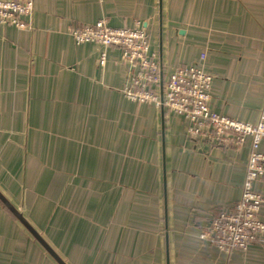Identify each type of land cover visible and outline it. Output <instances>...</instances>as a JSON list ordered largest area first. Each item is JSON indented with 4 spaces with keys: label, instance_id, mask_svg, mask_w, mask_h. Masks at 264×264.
Instances as JSON below:
<instances>
[{
    "label": "crops",
    "instance_id": "1",
    "mask_svg": "<svg viewBox=\"0 0 264 264\" xmlns=\"http://www.w3.org/2000/svg\"><path fill=\"white\" fill-rule=\"evenodd\" d=\"M33 1L31 31L0 25V193L65 264H264V241L229 257L199 240L240 201L251 140H192L185 118L126 98L118 48L101 68L70 34L143 22L163 84L207 53L210 110L256 125L264 0ZM0 264H57L1 202Z\"/></svg>",
    "mask_w": 264,
    "mask_h": 264
},
{
    "label": "built area",
    "instance_id": "2",
    "mask_svg": "<svg viewBox=\"0 0 264 264\" xmlns=\"http://www.w3.org/2000/svg\"><path fill=\"white\" fill-rule=\"evenodd\" d=\"M33 0H0V25L21 32L32 30ZM77 46L91 44L101 47L99 66L106 67L107 50L119 49L123 62L129 68L128 87L124 94L134 104H152L157 111L167 110L187 121L186 132L192 140L241 149L248 139L251 148L247 162L242 196L232 208L208 224L201 239L219 253L231 257L246 253L251 246L263 243L264 195L256 191L264 184V155L260 144L264 135L262 126L249 125L220 116L210 110L212 78L205 72L207 53L193 67L177 69L161 86V67L150 52V36L143 22L134 29H115L103 18L94 26L71 30Z\"/></svg>",
    "mask_w": 264,
    "mask_h": 264
},
{
    "label": "water",
    "instance_id": "3",
    "mask_svg": "<svg viewBox=\"0 0 264 264\" xmlns=\"http://www.w3.org/2000/svg\"><path fill=\"white\" fill-rule=\"evenodd\" d=\"M163 86V78L161 80ZM164 110H162L163 112ZM1 204L10 212V214L24 227V229L31 235V237L43 248L46 254L51 257L57 264H65L62 259L54 252V250L45 242V240L34 230L30 223L23 217V215L16 210L12 204L0 193Z\"/></svg>",
    "mask_w": 264,
    "mask_h": 264
},
{
    "label": "rangeland",
    "instance_id": "4",
    "mask_svg": "<svg viewBox=\"0 0 264 264\" xmlns=\"http://www.w3.org/2000/svg\"><path fill=\"white\" fill-rule=\"evenodd\" d=\"M173 73H174V72H173ZM173 73H172V74H173ZM172 74H171V75H172ZM158 112H159V111H158ZM160 112H161V111H160ZM172 114H173V113H172ZM245 124H249V125H253V126H255V125L252 124V123H245ZM259 126H262L263 129H264V114L262 115V118H259L258 122H256V130L259 128ZM263 140H264V135H263V138H262L261 143L263 142ZM260 145H261V144H260ZM263 155H264V154H263ZM80 189L82 190V188H79V190H80ZM77 194L80 195V196H84V195H85L83 191H81L80 194H79V192H78ZM77 194H75V195H77ZM69 205H70V204H69ZM232 207H233V206H232ZM232 207H230V208H232ZM230 208H228L227 210H229ZM227 210H225V211H227ZM223 212H224V211H223ZM216 219H217V218H216ZM214 220H215V219H214ZM214 220H213V221H214ZM263 222H264V221H263ZM210 223H211V222H210ZM210 223H209V224H210ZM206 227H208V226H205L204 229H205ZM203 231H204V230H202L201 234L199 235V237H200L199 240H200L201 243L204 245V247H211V246L205 244L206 242L203 241V240L201 239V236H202V234L204 233ZM263 236H264V235L261 236V239H262V240H263ZM263 241H264V240H263ZM254 246H255V245H254ZM211 248H212V247H211ZM249 249H250V248H249ZM248 251H249V250H248ZM248 251H247V252H248ZM247 252H246V253H247ZM241 254H244V253H241Z\"/></svg>",
    "mask_w": 264,
    "mask_h": 264
}]
</instances>
